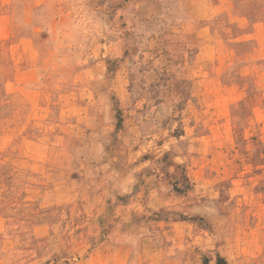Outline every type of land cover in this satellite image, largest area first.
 <instances>
[{"label": "rangeland", "instance_id": "rangeland-1", "mask_svg": "<svg viewBox=\"0 0 264 264\" xmlns=\"http://www.w3.org/2000/svg\"><path fill=\"white\" fill-rule=\"evenodd\" d=\"M0 264H264V0H0Z\"/></svg>", "mask_w": 264, "mask_h": 264}]
</instances>
